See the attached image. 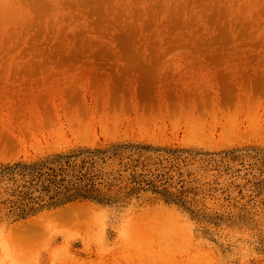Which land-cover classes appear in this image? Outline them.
Wrapping results in <instances>:
<instances>
[{
  "label": "rangeland",
  "instance_id": "1",
  "mask_svg": "<svg viewBox=\"0 0 264 264\" xmlns=\"http://www.w3.org/2000/svg\"><path fill=\"white\" fill-rule=\"evenodd\" d=\"M0 264H264V0H0Z\"/></svg>",
  "mask_w": 264,
  "mask_h": 264
}]
</instances>
